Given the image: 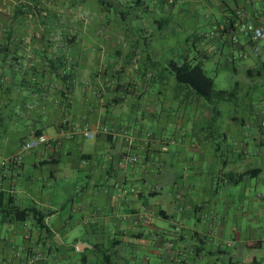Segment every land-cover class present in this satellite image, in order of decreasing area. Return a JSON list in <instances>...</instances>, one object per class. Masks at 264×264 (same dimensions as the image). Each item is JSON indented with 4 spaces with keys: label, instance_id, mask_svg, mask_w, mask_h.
Wrapping results in <instances>:
<instances>
[{
    "label": "crops",
    "instance_id": "crops-1",
    "mask_svg": "<svg viewBox=\"0 0 264 264\" xmlns=\"http://www.w3.org/2000/svg\"><path fill=\"white\" fill-rule=\"evenodd\" d=\"M110 1L116 22L85 28L69 48L0 19V163L37 133L52 140L18 167L0 166V192L44 215L42 229L31 214L0 217V264H25L36 248L41 264H104L101 253L111 264H174L164 243L175 225L182 264H264V196L254 183L264 176V41L232 44L227 32L237 14L264 30V0ZM192 43L216 91L231 88L217 86L218 70L232 73L235 100L209 104L162 71L190 60L180 53ZM236 52L251 62L237 67ZM127 153L139 161L121 169Z\"/></svg>",
    "mask_w": 264,
    "mask_h": 264
},
{
    "label": "rangeland",
    "instance_id": "rangeland-1",
    "mask_svg": "<svg viewBox=\"0 0 264 264\" xmlns=\"http://www.w3.org/2000/svg\"><path fill=\"white\" fill-rule=\"evenodd\" d=\"M0 3L1 17L5 25L16 24L23 28H30L31 31L27 34L29 39L57 41L64 39L65 35L68 37V39H64L67 48L74 46L75 43L83 38L82 35L85 34V28L87 29V27L91 25L100 26L110 22H116L115 20H111L109 16V13H113V11H110V0H1ZM127 6H131V8L135 9L132 4ZM118 13L124 14L122 11H118ZM161 17L170 19L169 16L166 15ZM150 33L151 32L143 33L141 31H136L134 34L145 36L143 38L149 39L147 36H149ZM129 46L130 45H127V47ZM120 47L127 50L125 49L127 47H124L122 44ZM130 48V50H134L133 48L136 47ZM136 50L138 51V49ZM143 50L148 53L149 48L146 47L143 48ZM182 50H187L190 58L197 57L196 51H194L191 45H189L188 48L183 47ZM227 52L228 49L225 47L221 51L214 53L213 60L209 63V67L215 70L219 64L224 62ZM237 54L236 52L235 56H237ZM249 61L250 60L247 58L245 60L244 58L238 59L236 66L240 67V65L243 63L247 64ZM218 73L220 76L216 81L217 86L227 89L231 86L229 91L234 93L233 99L235 100L236 91L234 89L235 87L232 86V82H234L231 80L233 76L232 73L230 74L228 71L225 72L222 70H218ZM234 80L240 82L243 81V77L239 74ZM233 99L226 102L230 103ZM236 109L238 111L239 108ZM247 133H250V131L247 130ZM69 183L70 182L67 184ZM254 183L258 185L259 191L257 194L264 196V191H261V189H264V176H259L258 180L254 181ZM238 249L244 254L249 252L243 245H239ZM260 253L261 252H257V254Z\"/></svg>",
    "mask_w": 264,
    "mask_h": 264
},
{
    "label": "trees",
    "instance_id": "trees-1",
    "mask_svg": "<svg viewBox=\"0 0 264 264\" xmlns=\"http://www.w3.org/2000/svg\"><path fill=\"white\" fill-rule=\"evenodd\" d=\"M235 17V15L233 17H230V19L228 20L227 27L234 24ZM121 18L123 17L121 16ZM0 19L2 25L5 26V23L3 22L1 17V11ZM165 20L166 19H163L162 21ZM7 29H9V27ZM5 34L6 39H10V31ZM191 36L193 37V39L196 38L194 35ZM64 37V39H68L67 36L64 35ZM18 39L20 38L18 37ZM64 39H62V41H64ZM191 47L194 49V51H196L197 57L190 58V60L184 58L183 60H177L176 62L170 61L166 67L162 65V71H166L168 72V75L173 76L174 82L177 86L176 89H179L180 91L188 90L189 92L193 93L197 98L202 99L209 104H215L220 101H229L233 97V93L231 91H216L214 89L213 80L207 77L201 62L199 61L201 57L199 51L197 50V46H195V43H192ZM185 54L189 56L187 50H181L180 55L184 57ZM65 65L66 64L62 62L59 66H63L62 75L63 79L66 80L70 77L71 66H69V68L67 69ZM38 134L39 133H37V135ZM0 166L2 168L8 169L14 167L13 165L2 166L1 163ZM5 197L6 196L2 192H0V217L3 223L12 221L23 222L28 217V215L31 214L35 226L39 229L43 228L42 224L44 215L40 211H38L34 207H29L27 209L20 210L14 204V200L12 197ZM101 255L104 264H111L110 258L108 256L104 255L103 253H101Z\"/></svg>",
    "mask_w": 264,
    "mask_h": 264
},
{
    "label": "built area",
    "instance_id": "built-area-1",
    "mask_svg": "<svg viewBox=\"0 0 264 264\" xmlns=\"http://www.w3.org/2000/svg\"><path fill=\"white\" fill-rule=\"evenodd\" d=\"M234 20H235L234 24L227 28L228 36L232 44H237L238 42L237 40L239 36L248 38L249 41L252 43L264 41V30H262L261 28H257L251 25L250 23L242 20L238 14L236 15ZM216 34L217 36H220L219 33H216ZM216 34H213V35H216ZM243 57H244V54L239 52L237 56H235V54L233 55L232 60L233 61L238 60ZM106 131L107 129L103 130V132H106ZM67 134L68 136L75 135V130L71 128L68 130ZM82 134L88 138L94 137V134L87 130H83ZM51 143H52V140L48 139L46 136L37 135L33 137L31 140L22 143L19 149V152L8 159L1 161V165L2 166L13 165L14 167H17L20 164L24 153L34 151L44 145L45 146L51 145ZM138 161L139 159L137 156L131 153H127L122 157L118 165L121 169H126L130 166L136 165ZM116 191L118 192L119 196H121L122 194L126 192L123 189L122 183H119L116 185ZM181 231H182V226L175 225L173 229V234H175L176 236H173V238H171L170 240H167L164 243V246L166 249H171L174 251V264H182V261L185 258L184 257L185 255L183 253L184 251L176 243L177 238L179 237V234L181 233ZM189 254H193V251L190 250ZM44 259H45V254L43 253V251L36 248V249L31 250V253L29 257L27 258L25 264H41V262ZM1 264H10V263L3 262Z\"/></svg>",
    "mask_w": 264,
    "mask_h": 264
}]
</instances>
